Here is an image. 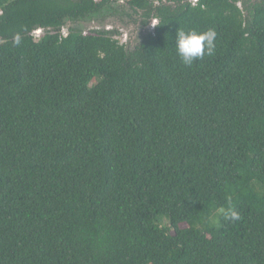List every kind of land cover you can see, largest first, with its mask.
I'll return each mask as SVG.
<instances>
[{"label": "trees", "instance_id": "obj_1", "mask_svg": "<svg viewBox=\"0 0 264 264\" xmlns=\"http://www.w3.org/2000/svg\"><path fill=\"white\" fill-rule=\"evenodd\" d=\"M0 264H264V0H0Z\"/></svg>", "mask_w": 264, "mask_h": 264}, {"label": "clouds", "instance_id": "obj_2", "mask_svg": "<svg viewBox=\"0 0 264 264\" xmlns=\"http://www.w3.org/2000/svg\"><path fill=\"white\" fill-rule=\"evenodd\" d=\"M158 23L157 20L153 21L154 25ZM37 33L39 34V31ZM216 36L217 33L213 29L197 32L196 30L185 31L178 28L175 32L176 52L184 64L191 65L193 61L202 58L205 54L213 53ZM230 218L235 220L239 219V216L235 211H231Z\"/></svg>", "mask_w": 264, "mask_h": 264}, {"label": "rangeland", "instance_id": "obj_3", "mask_svg": "<svg viewBox=\"0 0 264 264\" xmlns=\"http://www.w3.org/2000/svg\"><path fill=\"white\" fill-rule=\"evenodd\" d=\"M114 2H117L118 4H124L126 1L128 0H112ZM115 21L112 22L113 29H116L118 32V36L116 37V39L121 43V44H125V34H127V42L129 41L128 45L130 47H134L140 40V36L138 35V32H134L133 28L130 26H125L123 24H121V22L116 21L117 23L115 24ZM123 26V27H122ZM127 29V30H126ZM39 34L37 33L35 38H38ZM168 222L166 220L162 221V224H167Z\"/></svg>", "mask_w": 264, "mask_h": 264}, {"label": "water", "instance_id": "obj_4", "mask_svg": "<svg viewBox=\"0 0 264 264\" xmlns=\"http://www.w3.org/2000/svg\"><path fill=\"white\" fill-rule=\"evenodd\" d=\"M190 2H193V1H196V0H189ZM114 20H116V19H113V18H108V19H106L105 20V22H103V23H89V24H81V25H79V26H74V27H78L79 29H81V30H83L84 32H86V31H89V30H99V31H110V30H116V29H113V26L112 25H110V24H112V22H114ZM117 21V20H116ZM115 21V24L117 23ZM153 21H154V19L153 20H150V22H149V25L145 28V30H141L140 32H142V33H140V32H138L139 34V36H140V39H141V37L143 36V35H145V34H147V33H151L152 31H153V29H154V26L156 25H154L153 24ZM122 24V23H121ZM125 26H127L128 27V25H125ZM123 27V26H122ZM131 27V26H130ZM68 27L66 26L64 29H67ZM127 30V29H126ZM117 31V30H116ZM145 33V34H144ZM142 34V35H141ZM125 38H126V40H125V47H127L128 46V43H129V41L127 42V34H125ZM133 47H131L130 49H132Z\"/></svg>", "mask_w": 264, "mask_h": 264}, {"label": "built area", "instance_id": "obj_5", "mask_svg": "<svg viewBox=\"0 0 264 264\" xmlns=\"http://www.w3.org/2000/svg\"><path fill=\"white\" fill-rule=\"evenodd\" d=\"M197 1V0H196ZM196 1H193V4L196 2ZM64 36H66V33L64 32Z\"/></svg>", "mask_w": 264, "mask_h": 264}]
</instances>
